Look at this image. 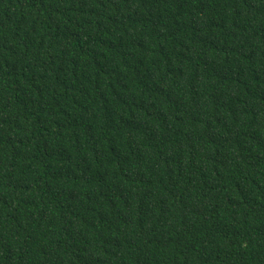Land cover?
<instances>
[{
	"label": "trees",
	"instance_id": "1",
	"mask_svg": "<svg viewBox=\"0 0 264 264\" xmlns=\"http://www.w3.org/2000/svg\"><path fill=\"white\" fill-rule=\"evenodd\" d=\"M0 264H264V0H0Z\"/></svg>",
	"mask_w": 264,
	"mask_h": 264
}]
</instances>
